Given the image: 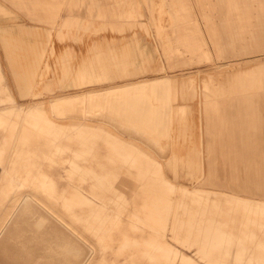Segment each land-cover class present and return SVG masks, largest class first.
Here are the masks:
<instances>
[{
  "label": "crops",
  "instance_id": "1",
  "mask_svg": "<svg viewBox=\"0 0 264 264\" xmlns=\"http://www.w3.org/2000/svg\"><path fill=\"white\" fill-rule=\"evenodd\" d=\"M66 4L71 10L67 17L100 18L101 28H115L118 20L128 24V29L133 34L126 36V27L122 26L123 29L119 31L124 32V36L117 41V46L111 45L110 48L119 49L115 57L128 56L131 59L123 63L142 66L144 74L150 73L152 66L159 73L164 72V66L160 63L159 51L150 49L148 43L136 34L134 27L140 25L139 17L144 15L143 4L151 11V23L156 27L160 46L170 66L191 64L193 61L213 57L222 61L253 60L255 64L248 68L249 71L245 70L239 74L245 83L222 88L220 101L213 100L206 105L201 104V111L194 112L195 115L191 114L190 118L186 116L188 107L182 106L176 111V117L179 113L181 119L176 118L174 122L172 103L166 106L159 104L158 115L155 108L158 104L155 91L150 88H134L164 76H171L170 74L149 78L134 76L133 72L124 71L120 73L123 76L114 79L127 81L97 85L110 77L101 67L102 62L94 56L93 44L86 42V53L78 55L73 50L64 49L65 47L58 54L54 43L51 58L55 61L52 64L51 58L48 60L47 70L49 73L57 72V62L61 66V74L57 82L40 84V89L44 90L53 85L64 88L85 86L83 91L55 95L53 98L78 100L77 115L67 114L68 117H64L65 113L61 121L68 118L82 120L84 122L78 124L93 125L91 131L94 134L90 138L79 135L67 138L70 140L67 142L70 144L68 164L54 169L56 177L62 176L59 183L63 191L67 189L70 192L75 187L83 186V193L90 194L94 189V195L108 203H121L124 200L132 203L134 188L138 187L135 182L138 172L133 167L130 168L121 155L129 153V146L134 149L135 142L151 150L165 166L173 160L175 175L172 178L177 182L178 158L173 155L178 150L180 158L189 162L186 167L194 170V173H188V180H192L191 177L199 173V170H205V173L199 174L205 178L203 177L197 185L204 188L203 184H214L212 179L217 176L209 171L211 166L215 167V160L208 153L215 150L213 146L217 142L214 140L220 137L221 190L237 194L264 193V0H85V5L71 0ZM57 5L62 8L63 3ZM154 10H157V13ZM165 14L169 15L171 28H166L163 24ZM200 17L204 19L203 26L200 25ZM97 20L95 19V23ZM75 24L77 26L76 22L67 21L65 26L69 28H64L56 37L60 40H66L67 35L77 38L74 35L78 33V29L70 28L73 25L76 27ZM150 25H141V29L149 35L152 29ZM82 29L90 36L91 28ZM207 42H210L211 52L207 48ZM187 54L189 58L186 60L175 59L178 56L187 57ZM64 55L66 60H63ZM112 56L111 51L110 57ZM44 57L45 50L40 49L34 56L36 65L42 63ZM154 58L155 60H150ZM0 71L1 102L12 98L19 106L34 103L30 101L20 104L18 101L10 83L13 76L2 53ZM23 80L18 83L19 87L32 86L30 79ZM68 113H73L72 109ZM102 125L112 127L111 129L116 130L118 135L126 140L120 142L119 150L115 151L113 145L106 142L107 139L110 140L105 132L106 127ZM63 127L65 128V124ZM65 138L63 135V139ZM158 151L168 152L169 156L162 157ZM71 175L73 182L69 180ZM82 178H86V181L83 182Z\"/></svg>",
  "mask_w": 264,
  "mask_h": 264
},
{
  "label": "rangeland",
  "instance_id": "2",
  "mask_svg": "<svg viewBox=\"0 0 264 264\" xmlns=\"http://www.w3.org/2000/svg\"><path fill=\"white\" fill-rule=\"evenodd\" d=\"M71 0H0V55L2 53L3 58L6 62V65L10 72L12 73L13 79H10V83L12 84V87L16 93L17 99L20 103L26 104L28 102H34L36 108V111L38 113L39 119H34V122H36L37 125H41V117H44L45 115H49V118L51 117L53 120L57 119L56 121L59 122V120H62L63 117H61V114H65L66 111L70 110L69 106L74 105L75 108L78 106V101H74L72 103H61L56 108L49 107L50 103L53 100L59 99V98H53L55 95H63V94H71L79 92L83 89H85V86L82 87H59L53 85V87H48L44 90L40 89V84H50L52 82H57L59 80L60 74L59 69L60 65L56 62L55 68L57 69V72L50 73L47 70V62L52 57V53L54 50V43L56 47L57 53L60 54L62 51V48L70 49L76 52L78 55L80 53L85 54L87 45L86 42H90V44H93V50H94V56L96 59L98 58L102 65L101 67L104 68L109 79L103 81L102 83H98L97 85H105L108 83H116V82H124L127 80H116L114 78H117L119 76H123L120 74L121 72H133L132 74L134 76H143V77H157L162 76L165 74H170L172 77V86L163 85L168 82V80H159V86L156 88V94L158 99V104H162L166 106L168 103L172 102V109H173V121L175 122L178 119H181L178 116L176 117V111L178 108L182 106L188 107V115L189 118L191 114H194V112L201 111V104L209 103V101H220L222 97V88H230L238 86L241 83L244 82V78L242 76H239V74L246 69L250 68L251 66H254L253 60H219L218 58H209V59H203L201 61H193L191 64H181L179 66H170L168 63V59L163 54V48L160 46L159 39L156 34L155 26L151 23V11L145 4L144 9L142 10L143 16L139 17L138 23L140 25H135L136 27V34L142 38L143 41L148 43V46L152 50H158L159 56H160V63L164 66V72L159 73L158 70H155L156 68L152 66L150 68V73L144 74V70L142 69V66H136L134 64H127L123 63L124 61H130L131 59L128 56L125 57H115L116 53L119 51L117 48L111 49L110 46L114 45L117 46V41H120V39L124 36V32H120V29L122 26L126 27L124 28V31H126V36H130L133 34L131 30L128 28V24H123V21L118 20L116 22V29L115 28H101L99 19L100 18H94L91 16H85V17H77V16H71L67 17L71 10L69 9V6H67L66 2L69 3ZM78 3H83L85 5V0H74ZM215 1V0H213ZM62 2L63 6L62 8L58 6L57 4ZM61 8V9H60ZM84 6L82 7V11H84ZM155 13H157V10H154ZM60 13V15H57ZM165 19L163 21V24L166 28L170 27V20L169 15L165 14ZM200 25H204V19L200 17ZM95 19H98L95 23ZM74 21L77 23L76 27H70V28H77L78 33L71 37L70 35H67L68 38L66 40H60L56 37L57 34H59L61 31H63L64 28H69L65 26V23L67 21ZM151 24V25H150ZM149 26L151 29V34H146L141 28L143 26ZM82 28H91L90 36H87V31H85ZM94 29V31H93ZM67 30V29H66ZM171 31V30H169ZM68 34V31H66ZM55 36V37H54ZM124 41V39H122ZM119 43V42H118ZM207 48L209 52H211V45L210 42H207ZM40 49L45 50V57L44 61L40 63L39 65H36L34 61V56L39 52ZM113 52V56L110 57V52ZM127 51V50H124ZM189 58V54H187V57H176L177 60H186ZM66 60L65 55L63 56V60ZM68 60V57H67ZM155 60L154 59H150ZM54 59L51 58L50 62L53 64ZM230 65V66H229ZM67 68H69L68 63L66 64ZM226 68H225V67ZM230 68H229V67ZM242 66V67H241ZM233 67V69H231ZM140 68V69H138ZM229 68V69H228ZM227 69V70H225ZM236 69V70H235ZM243 71H242V70ZM241 71V72H240ZM264 71V69H263ZM157 72V73H156ZM234 72V73H233ZM238 72V74H237ZM137 73V74H135ZM229 73V74H228ZM225 74V75H224ZM51 75V76H50ZM131 76V75H129ZM237 76V77H236ZM23 78H28L32 81V86H25V87H19L18 83L23 81ZM180 80V81H178ZM185 80V81H184ZM187 80V81H186ZM152 83H146L143 89L150 88L153 89ZM182 81V83H181ZM189 82V85L187 86V82ZM177 82V84H176ZM179 82V84H178ZM231 84V85H230ZM193 85V86H192ZM228 85V86H226ZM224 86V87H223ZM140 88V87H139ZM218 88V89H217ZM142 89V88H141ZM155 89V88H154ZM216 89V90H215ZM171 92L172 97L168 95L162 96V93L165 92ZM5 93V91L3 92ZM190 94V95H189ZM47 99V100H46ZM53 99V100H52ZM52 100V101H51ZM152 103V100H151ZM157 104V105H158ZM46 105V106H45ZM27 106V105H26ZM21 106H19V103L15 101V99H7L3 102H1V71H0V112H1V122H3L5 119L2 117L3 115H7L8 113H20L18 109ZM71 107V106H70ZM73 108V107H71ZM200 109V110H199ZM57 113L61 118H57L54 114ZM77 114H73L72 116H76ZM64 117H68L67 114H65ZM3 119V121H2ZM65 121V122H64ZM63 122L66 124H78L82 123L84 121L74 119V118H68L65 119ZM55 124L56 129H61V124ZM202 124V123H201ZM104 126V125H102ZM65 127H68V125H65ZM106 127V126H104ZM88 129V128H87ZM90 129V128H89ZM88 129V130H89ZM107 130H110V128L106 127ZM112 131V130H111ZM114 132V131H113ZM0 137H1V126H0ZM52 137V136H51ZM57 137V138H56ZM59 138V139H58ZM56 141L58 142H64L67 145H70L67 143L70 141L69 139L61 137L59 134L58 136H55ZM217 143L213 146L215 149L212 153H208L209 156L214 157V168L211 166L209 168V171L217 175L213 177V183H207L203 184L204 188L211 189L212 197H214V204L220 207V211L218 212H212L209 217H205L204 214L201 216V212H204L205 210H208L207 208H213V202L209 200L206 193H200L201 195H191L185 200V203L183 204L180 209V215L182 219V224L179 227V230L175 232H169L168 233V239L176 244L179 245L176 240L173 239V236L177 234V236L184 240L186 237V241L188 242H195L197 239L199 243L206 241L205 239L210 240V242H215L217 239H220V237L223 236L224 241H228V236L233 237L234 242L240 241V237L243 239L244 243V229H246V232L249 231V228H259V232H261V236H264V216L256 215L254 214L252 217L248 216L245 210V203L246 202H253L252 198H256V202L260 204V206L264 207V193L259 192H242L238 193L241 195V202H236L234 198H232L231 193L223 192L222 189V170H221V153H220V137L218 139H215ZM72 145V144H71ZM63 146V144H62ZM76 147V145H73ZM133 147V146H132ZM131 149V147L129 146ZM133 149V148H132ZM134 149H136L138 153V164L140 165L143 162L148 164V175L151 174V165H154L157 161L155 155L144 146L141 147L134 143ZM69 152L63 153L64 160L68 157ZM55 153V152H54ZM158 154L162 157L169 156L168 152H162L158 151ZM178 159V168L176 169V177L178 178V181L180 183H186L185 185H189V187L197 186L199 185V182L202 180L204 176H201L199 174L205 173L204 169L199 170V173L194 174L191 178L192 180H188L187 176L188 173H194V170L186 167V164L189 162L186 160H182L181 154L177 151H175L174 155ZM57 161V159H56ZM58 162V161H57ZM185 164V166H182V164ZM174 161L172 160L169 163H166V171L171 176L174 177V168H173ZM68 164L64 161H59V164H57L58 168H61L63 165ZM137 168V167H136ZM204 168V166H202ZM138 172V177L135 176V182L138 187L135 186L134 193H133V201L132 203H127L125 200L123 202H119L122 205V208L126 212H132L134 203H140L142 201V193L144 190V183L142 180V174L141 170L136 169ZM151 177V176H150ZM60 184V183H59ZM201 185V184H200ZM215 188V189H214ZM178 193V191H176ZM38 198L43 201L46 205L51 206L52 210L57 213L58 215L62 216L63 219L66 222H70L71 218L68 216L60 205H58L55 201L52 200L47 194L41 191L36 192ZM204 196V197H203ZM176 194L174 195V198H176ZM194 199V200H193ZM117 202V203H118ZM118 203V205H119ZM10 203H7V206H10ZM6 210V207H4ZM79 209V208H78ZM194 210L197 211V213L194 212ZM4 211V209H3ZM9 211V210H8ZM8 211H6L2 216L0 214V228H1V222L5 219V217L8 214ZM48 212V211H47ZM209 211H207L208 213ZM1 213V210H0ZM49 213V212H48ZM51 223H54L57 227H59L60 230L64 231L62 227L66 230L68 233V240L70 244H73L76 247V251L79 250V252H83L85 254H89L92 256L93 254V248L80 236H74L75 232H71L68 227L65 226V224H61L58 222L56 218L53 216H49ZM249 218H254L255 223L249 224V226L246 228V223ZM62 226V227H61ZM194 229L195 236L197 238L194 240L190 239V232L191 229ZM222 231L218 233V231ZM193 232V231H192ZM170 234V235H169ZM84 236H86L84 234ZM236 236H239L238 241L236 239ZM69 237L71 239H69ZM207 237V238H206ZM219 237V238H218ZM175 241V242H173ZM14 242H16L14 244ZM3 243L0 240V264H23L25 262H29L30 257L28 253H32L33 255L40 254L41 250H38V244L37 241H29L27 238H23L21 235L19 239H9L5 243V246H3ZM15 245V246H14ZM182 247V246H181ZM180 249L190 255H194L199 246L196 244L192 248H186L182 247ZM236 246L235 244L230 249V258L228 264L234 263V254L236 253ZM52 250H49L50 255L43 257V259L46 260L47 264H76V259L74 258L73 254L74 252L65 251L62 248L56 249L54 253H50ZM88 255V256H89ZM38 257V256H35ZM63 258H67L62 260ZM99 257V251L97 250L96 255L93 257L90 264H94L97 258ZM39 258V257H38ZM2 260V261H1ZM205 264V263H202Z\"/></svg>",
  "mask_w": 264,
  "mask_h": 264
},
{
  "label": "bare ground",
  "instance_id": "3",
  "mask_svg": "<svg viewBox=\"0 0 264 264\" xmlns=\"http://www.w3.org/2000/svg\"><path fill=\"white\" fill-rule=\"evenodd\" d=\"M172 77L164 76L153 82V90L156 92V88L159 86L157 82L161 79L168 80L163 85L172 86L175 83H172ZM189 82L186 83L187 86ZM144 86L142 85L140 88ZM96 91L94 92L96 93ZM172 94L167 91L161 95L172 97ZM74 97L76 98V96ZM74 101L78 100H61L60 98L53 100L49 107L56 108L61 103H72ZM70 106L69 108L72 109L73 113H68V110L65 112L66 114L72 116L78 113L74 105ZM36 108L35 103L29 106L23 105L18 109L20 113L11 112L3 115L2 117L5 119L4 121L2 119L3 122L0 119L1 216L9 210L7 216L1 222L0 240L6 243L9 239H19L21 235L29 241H37L39 243L38 250H41L38 255L29 252L30 260L23 264H47L43 257L50 255L47 253L49 250H52L50 253H54L56 249L62 247L65 251L72 253L76 250V247L67 241L68 233L66 230L61 226L64 230L62 231L54 223H51L49 216H53L59 223L65 224L72 233L75 232L74 236H80L93 248L92 256L79 252V250L74 252L73 256L77 260L76 264H90L97 250L99 251V257L94 264H228L231 255L230 249L234 244L237 250L233 257V264H264V236H261L262 233L259 232V228H249L248 232L244 229L246 235L244 243L242 237L238 241L239 236H236L238 241L236 243L234 242L235 239L233 240V237L230 236L227 238L228 241H224L225 238L223 240L222 236L213 243L209 239L199 243L193 228L189 237L191 240L195 238V242L186 241V237L181 240L175 234L173 239L180 246L172 243L168 239V233H176L179 230L182 224L180 208L184 206L183 204L188 197L193 194L199 196L200 193L204 192L209 200L213 202V208H207L208 210L201 212V216L204 214L205 217H209L212 212L219 213L220 207L214 204V197H212L214 191L199 186L189 187V185H185L186 183L177 182L167 173L165 163L156 156L157 161L154 165H151L152 175L150 177L147 174L148 164L142 161L140 165H137L139 157L136 149L131 148V151L129 148L128 154L121 155L130 168L141 170L142 183L145 185L141 197L142 201L137 204L134 203L132 212L124 211L120 203L119 205L117 202L108 203L96 194L95 196L94 189L89 192L90 194L82 192L83 186L75 187L70 192L67 189L63 191L59 184L62 176L56 177L54 169L59 161L68 163V157L64 160L63 153L68 152L70 146L65 144V141H56L55 136L59 137L60 134L61 137L65 135L68 138L79 135L80 137L88 136L90 138L94 135L92 134L93 125L71 123L68 127H61L59 130L56 129L54 124L58 122L57 119L53 120L52 116L49 118V115H45L41 117L42 124L39 126L34 122V119H39ZM155 108L159 115V104L155 105ZM54 115L61 118L64 114H61V117L57 113ZM58 124L63 126L65 123L59 120ZM65 125H68V123ZM111 128L110 130L105 129L110 140L107 139L106 142L113 145L112 148L117 151L120 148V142H126V140ZM135 143L143 147L141 143ZM69 177V180L73 182V175ZM82 179L83 182L86 181V178ZM37 191L44 192L60 205L64 213L70 216V222H66L62 216L52 210L51 206L41 201L36 194ZM175 194L176 198H174ZM231 196L236 202H241V195L231 193ZM252 200L253 202L245 203L247 215L258 214L264 216V207L256 202V198H252ZM7 203L11 205L7 206ZM4 207H6V210ZM207 211L209 212L207 213ZM194 212L197 213L196 210ZM254 223V218H249L244 224L247 225V228L249 224ZM219 232L222 233L220 230ZM69 239L71 238L69 237ZM5 243H3V246H5ZM196 244L199 248L194 255L187 254L188 252L185 253L180 249L181 246L192 248ZM64 259L67 258L62 257V260Z\"/></svg>",
  "mask_w": 264,
  "mask_h": 264
}]
</instances>
